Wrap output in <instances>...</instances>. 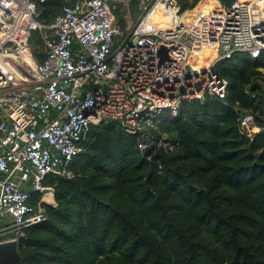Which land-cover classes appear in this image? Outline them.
I'll return each instance as SVG.
<instances>
[{
    "label": "built area",
    "instance_id": "obj_1",
    "mask_svg": "<svg viewBox=\"0 0 264 264\" xmlns=\"http://www.w3.org/2000/svg\"><path fill=\"white\" fill-rule=\"evenodd\" d=\"M135 1L60 0L46 24L40 6L49 0H0V218L11 221L0 243L19 248L25 229L44 221L41 204H56L45 180L75 177L71 165L92 127L115 121L138 137L142 152L165 148L167 139L157 140L165 110L176 115L183 101L206 95L226 99L230 85L216 65L264 52V0L230 7L201 0L184 12L179 0H141L134 21ZM35 33L42 62L31 47ZM204 51L213 56L197 58ZM240 129L248 138L260 131L251 113ZM33 194L41 195L38 210Z\"/></svg>",
    "mask_w": 264,
    "mask_h": 264
},
{
    "label": "trees",
    "instance_id": "obj_2",
    "mask_svg": "<svg viewBox=\"0 0 264 264\" xmlns=\"http://www.w3.org/2000/svg\"><path fill=\"white\" fill-rule=\"evenodd\" d=\"M200 1L179 0L181 11ZM61 7L41 5V22ZM31 47L42 62L38 33ZM216 71L230 85L226 99L165 110L157 125L165 148L142 152L115 121L92 127L75 177L45 180L56 204H41L44 221L25 229L22 264H264V52L236 54ZM247 113L260 129L253 138L240 129ZM40 201L32 195L35 209Z\"/></svg>",
    "mask_w": 264,
    "mask_h": 264
},
{
    "label": "water",
    "instance_id": "obj_3",
    "mask_svg": "<svg viewBox=\"0 0 264 264\" xmlns=\"http://www.w3.org/2000/svg\"><path fill=\"white\" fill-rule=\"evenodd\" d=\"M166 49L161 48L159 54L163 55L164 62L168 57ZM0 264H22L18 244L12 240H3L0 243Z\"/></svg>",
    "mask_w": 264,
    "mask_h": 264
},
{
    "label": "bare ground",
    "instance_id": "obj_4",
    "mask_svg": "<svg viewBox=\"0 0 264 264\" xmlns=\"http://www.w3.org/2000/svg\"><path fill=\"white\" fill-rule=\"evenodd\" d=\"M163 21L166 24H168V26H172V25L175 24L176 19L172 15H165V16H163ZM209 53H211V51L210 52L209 51H204L202 54L199 53L198 56H197V58L202 59L203 57H205V55H207Z\"/></svg>",
    "mask_w": 264,
    "mask_h": 264
},
{
    "label": "crops",
    "instance_id": "obj_5",
    "mask_svg": "<svg viewBox=\"0 0 264 264\" xmlns=\"http://www.w3.org/2000/svg\"><path fill=\"white\" fill-rule=\"evenodd\" d=\"M10 224H11V221H10L9 218H6V217L5 218H0V234L2 236L10 235V233H6L4 235L1 233V231H5L10 226Z\"/></svg>",
    "mask_w": 264,
    "mask_h": 264
},
{
    "label": "rangeland",
    "instance_id": "obj_6",
    "mask_svg": "<svg viewBox=\"0 0 264 264\" xmlns=\"http://www.w3.org/2000/svg\"><path fill=\"white\" fill-rule=\"evenodd\" d=\"M139 16H140V10H139V8L138 7H134V10H133V18H134V21H136L139 18ZM178 20H179V17H177V21ZM208 56H213V53H209V54L205 55V57H208ZM153 136H155V133L153 134ZM5 239H7V238H5Z\"/></svg>",
    "mask_w": 264,
    "mask_h": 264
}]
</instances>
